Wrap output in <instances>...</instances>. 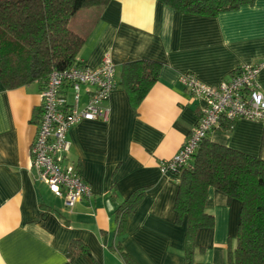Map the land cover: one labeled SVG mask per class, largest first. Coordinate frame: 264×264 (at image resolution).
Masks as SVG:
<instances>
[{
  "label": "crops",
  "instance_id": "obj_1",
  "mask_svg": "<svg viewBox=\"0 0 264 264\" xmlns=\"http://www.w3.org/2000/svg\"><path fill=\"white\" fill-rule=\"evenodd\" d=\"M68 25L86 37L78 59L90 67L107 56L116 86L105 120L80 121L67 132L66 159L78 166L92 194L73 208L36 178L30 146L37 131L40 87L7 89L0 82V264H184L185 224H176L178 179L160 171L190 134L204 103L180 82L192 74L218 87L242 64L264 62V0L214 16L183 13L159 0H110L80 9ZM161 64L157 81L136 107L120 85L125 63ZM264 92V66L257 75ZM87 97L82 92L81 105ZM211 141L264 159V122L226 120ZM144 189L123 235L116 209ZM205 209L212 228L195 237L194 264H228L240 203L210 187ZM72 250H75L73 253Z\"/></svg>",
  "mask_w": 264,
  "mask_h": 264
},
{
  "label": "trees",
  "instance_id": "obj_2",
  "mask_svg": "<svg viewBox=\"0 0 264 264\" xmlns=\"http://www.w3.org/2000/svg\"><path fill=\"white\" fill-rule=\"evenodd\" d=\"M110 0H0V82L12 89L36 83L45 87L53 69L64 70L78 59L86 37L68 25L80 9L105 6ZM183 13L214 16L254 0H159ZM161 64L136 60L125 63L120 85L136 107L157 81ZM37 118V117H36ZM227 126L232 121H226ZM207 134L192 160L177 174L174 201L176 224H185L184 264H194L195 237L212 228L214 216L205 209L213 187L240 203L235 237L226 245L228 264H264V159L213 142ZM144 189L134 191L116 209L118 236L123 235ZM125 264H138L121 246ZM74 253L75 250H72Z\"/></svg>",
  "mask_w": 264,
  "mask_h": 264
},
{
  "label": "built area",
  "instance_id": "obj_3",
  "mask_svg": "<svg viewBox=\"0 0 264 264\" xmlns=\"http://www.w3.org/2000/svg\"><path fill=\"white\" fill-rule=\"evenodd\" d=\"M264 62L242 64L221 82L211 87L192 74L180 75V82L204 103L201 116L172 157L159 162L164 174H177L185 167L202 139L223 120L238 118L264 122V92L257 75ZM116 68L109 57L96 67L80 60L64 70L53 69L40 92L37 131L30 146L31 166L36 178L67 208L92 194L91 186L83 179L75 162L67 160V132L76 123L86 120H105L108 101L116 86ZM86 101L81 105L82 92Z\"/></svg>",
  "mask_w": 264,
  "mask_h": 264
}]
</instances>
